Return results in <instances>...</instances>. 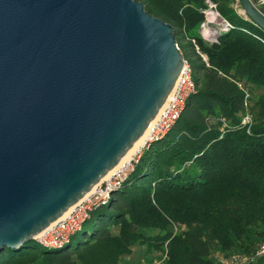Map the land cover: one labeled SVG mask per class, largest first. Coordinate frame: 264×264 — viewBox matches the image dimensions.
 Instances as JSON below:
<instances>
[{
    "label": "water",
    "instance_id": "water-1",
    "mask_svg": "<svg viewBox=\"0 0 264 264\" xmlns=\"http://www.w3.org/2000/svg\"><path fill=\"white\" fill-rule=\"evenodd\" d=\"M237 1L264 30L252 1ZM182 64L171 26L139 0H0V252L112 169Z\"/></svg>",
    "mask_w": 264,
    "mask_h": 264
},
{
    "label": "trees",
    "instance_id": "trees-1",
    "mask_svg": "<svg viewBox=\"0 0 264 264\" xmlns=\"http://www.w3.org/2000/svg\"><path fill=\"white\" fill-rule=\"evenodd\" d=\"M139 1L171 26L194 92L170 131L90 212L81 241L50 248L32 239L1 251L0 264H123L135 248L150 263L219 264L254 255L264 241V30L237 0H210L230 27L207 43L199 33L206 0ZM255 6L264 15V3ZM255 261L264 264V255Z\"/></svg>",
    "mask_w": 264,
    "mask_h": 264
},
{
    "label": "built area",
    "instance_id": "built-area-1",
    "mask_svg": "<svg viewBox=\"0 0 264 264\" xmlns=\"http://www.w3.org/2000/svg\"><path fill=\"white\" fill-rule=\"evenodd\" d=\"M207 9L204 11L205 21L200 25L199 33L207 43H214L220 31H225L230 24L221 18L216 11V6L210 0H206ZM264 0H258L263 4ZM220 18L221 22H217ZM178 48V47H177ZM239 87L241 85L239 84ZM195 83L191 78V70L188 63L183 59V64L175 80V83L166 98L165 104L158 112V116L150 129L144 145L127 164L115 170L107 179L102 180L83 200L79 201L72 212L55 222L49 229L41 232L33 240L45 247L56 248L66 243L69 238L80 230L89 214L99 206L105 205L111 193L120 188L132 170L133 163L137 161L140 151L150 142L157 141L165 136L182 112L187 98L194 92ZM252 123V116L245 114L242 117L241 125L247 130ZM264 255V241L260 244L254 255L232 254L228 257H220L219 264H251L254 260Z\"/></svg>",
    "mask_w": 264,
    "mask_h": 264
},
{
    "label": "bare ground",
    "instance_id": "bare-ground-1",
    "mask_svg": "<svg viewBox=\"0 0 264 264\" xmlns=\"http://www.w3.org/2000/svg\"><path fill=\"white\" fill-rule=\"evenodd\" d=\"M168 97V96H167ZM166 101V100H165ZM165 104V102L163 103V105ZM162 105V106H163ZM161 106V108H162ZM160 108V109H161ZM159 109V110H160ZM159 112V111H158ZM158 112L156 113V115L154 116V118L151 120V122L149 123V125L146 127V129L143 131V133L138 137V139L130 146V148L125 152V154L119 159V161L112 167V169H110L94 186H92V188H90L76 203H74L71 207H69L62 215H60L57 219H55L50 225H48L43 231L49 229L51 226H53L55 224V222H57L58 220L68 216L72 210L74 209V207L76 206V204L83 200L88 194H90L94 188L98 185L99 182H101L102 180L107 179L115 170H117L118 168H120L121 166L127 164L138 152L139 149L144 145L145 140L147 139L148 133L150 131V129L152 128L157 116H158ZM42 231V232H43Z\"/></svg>",
    "mask_w": 264,
    "mask_h": 264
},
{
    "label": "rangeland",
    "instance_id": "rangeland-1",
    "mask_svg": "<svg viewBox=\"0 0 264 264\" xmlns=\"http://www.w3.org/2000/svg\"><path fill=\"white\" fill-rule=\"evenodd\" d=\"M252 3L254 5L258 4V0H251ZM241 9H238V12L240 13ZM241 15H244L243 13H240ZM217 22H221V19L218 18ZM142 148V147H141ZM140 148V149H141ZM139 149V150H140ZM138 154V153H137ZM136 154V155H137ZM135 155V156H136ZM92 227V221H87L85 224H83L82 229L80 231H78L76 234H74L73 236H71L70 238V243L71 245H75L77 244L79 241H81L83 239V232L85 231L86 233H89ZM144 254H142L141 249L135 248L134 252L132 255L128 256V257H124L123 258V264H140L143 263V258ZM162 257V256H161ZM161 257L156 258L155 260H153L152 263L150 264H162V260ZM257 259V258H256ZM255 259V260H256ZM254 260V264H258V261L256 262ZM256 262V263H255Z\"/></svg>",
    "mask_w": 264,
    "mask_h": 264
},
{
    "label": "crops",
    "instance_id": "crops-1",
    "mask_svg": "<svg viewBox=\"0 0 264 264\" xmlns=\"http://www.w3.org/2000/svg\"><path fill=\"white\" fill-rule=\"evenodd\" d=\"M153 256H148V259H146V257H143L142 259H143V263H140V264H150V262H151V259H153L152 258ZM156 258V257H155Z\"/></svg>",
    "mask_w": 264,
    "mask_h": 264
}]
</instances>
